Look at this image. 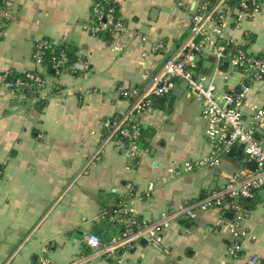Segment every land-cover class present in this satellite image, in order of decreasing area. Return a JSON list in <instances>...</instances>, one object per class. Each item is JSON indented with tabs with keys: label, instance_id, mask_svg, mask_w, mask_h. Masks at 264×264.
<instances>
[{
	"label": "crops",
	"instance_id": "obj_1",
	"mask_svg": "<svg viewBox=\"0 0 264 264\" xmlns=\"http://www.w3.org/2000/svg\"><path fill=\"white\" fill-rule=\"evenodd\" d=\"M95 1L2 0L10 20L0 31V264L74 263L92 252L88 234L104 242L121 234L113 218L117 210L156 220L219 188L248 162L238 147L221 154L219 166L177 174L186 162L212 154L203 103L178 82L140 116L141 129L153 134L144 138L148 147L141 141V154L132 152L130 141L116 138L88 164L105 140L104 122L121 117L133 102L119 88H144L147 76L190 35L187 9L178 0H118L128 31L94 35L84 24ZM232 34L241 43L250 39L253 52L264 51L262 15L243 21ZM40 39L66 44L78 59L73 69L55 74L38 65L34 53ZM32 70H43L47 87L20 99L4 75ZM199 71L212 75V59L199 61ZM243 81L240 73L227 70L216 75L220 98L227 90H239ZM263 104L264 84L255 82L246 92L245 113ZM258 136L264 145V129ZM232 216L228 209L200 211L195 219H184L186 224L174 223L160 248L141 241L125 256L132 264H230ZM242 226L249 233L246 257L233 264H245L252 254L264 264L261 191L244 210ZM85 264L111 262L97 257Z\"/></svg>",
	"mask_w": 264,
	"mask_h": 264
},
{
	"label": "built area",
	"instance_id": "obj_2",
	"mask_svg": "<svg viewBox=\"0 0 264 264\" xmlns=\"http://www.w3.org/2000/svg\"><path fill=\"white\" fill-rule=\"evenodd\" d=\"M178 5L187 9L185 25L190 27L188 39L178 50L169 52L155 73L147 76L148 82L144 88H119L122 96L132 98L133 102L121 117L104 122L107 131L105 140L88 164L97 159L104 146L116 138L130 141L132 152L141 154L140 116L153 105L155 99L169 95L178 82L185 84L189 97L203 103L205 133L212 154L211 157L195 163L186 162L177 174L189 172L201 165L219 166L220 155L230 153L234 147L242 146L248 162L232 172L226 183L219 188L210 190L201 198L186 202L178 208L165 211L156 220L143 221L126 209L117 210L113 218L121 225V234L109 242H104L95 233L88 234L86 242L92 252L71 264H85L97 257H104L111 264H132L125 256L127 249H132L142 240L160 248L165 233L174 223L195 219L198 212L210 208L228 209L232 212L233 219L229 224L232 241L227 250L230 264L246 257L244 241L249 233L242 226L244 209L240 199L252 197L255 188L263 187L264 193V145L258 136L264 129V104L255 107L251 115L245 113L244 106L247 90L255 82L264 84V51L253 52L249 49L250 39L245 38L241 43L232 31L240 28L243 21L263 15L264 0H178ZM9 20L8 9L0 8V31ZM84 27L94 35L106 30L121 33L128 31L123 19L118 17L115 20L113 9L104 12L98 0L95 1L90 19ZM48 44L45 39L36 43L34 59L38 65L42 62ZM230 45L233 47L229 48ZM158 48L165 49L161 44ZM203 58L212 59V75L200 73L199 61ZM64 59L63 55L54 67L59 69ZM226 62L227 68L224 67ZM225 70L240 73L244 81L239 90H227L220 98L215 76ZM27 76L29 81H10L8 74L4 75L5 84L20 99L33 98L47 87L45 77L35 70L28 71ZM26 90L29 92L26 93ZM40 99L45 100L46 95L42 94ZM251 162H255L254 168L250 167ZM152 188L153 185H150L149 190ZM40 264L51 263L41 259ZM245 264H260V258L252 254L247 257Z\"/></svg>",
	"mask_w": 264,
	"mask_h": 264
},
{
	"label": "trees",
	"instance_id": "obj_3",
	"mask_svg": "<svg viewBox=\"0 0 264 264\" xmlns=\"http://www.w3.org/2000/svg\"><path fill=\"white\" fill-rule=\"evenodd\" d=\"M98 2L101 5L102 10L108 11L109 9H113L114 11V16L115 20L120 16V6L119 2L117 0H98ZM0 8H4L2 0H0ZM6 26V25H5ZM5 28V27H4ZM111 33V31L106 30V31H101L97 35L99 36H105ZM48 41V47L45 49L44 55L42 62L40 64L41 67L46 68V72L49 73L52 70L55 71L56 73H61L64 71H69L72 70L75 63L77 62V57L75 54H73L69 48L66 46L64 43H55L53 41L47 40ZM233 47L232 45L229 46V48ZM234 49V48H232ZM65 56V59L62 61V63L59 66V69H56L54 65L58 63L62 56ZM59 70V71H58ZM28 72V71H27ZM27 72L25 73H9L8 74V80L13 81L16 79H22L23 81H29L30 79L27 76ZM36 73L40 74L42 77L44 76L43 70H35ZM29 90H26V93H28ZM152 131L150 130H144L143 128L141 129V138H140V143L143 140V146H149V141L145 140L144 138L147 136L148 138L152 137ZM145 140V141H144ZM263 193V187L255 188L253 190V196L248 197V198H241L240 199V204L243 206V209H247L252 206L254 203V200L256 199V196L258 195V192ZM114 211V210H113Z\"/></svg>",
	"mask_w": 264,
	"mask_h": 264
},
{
	"label": "water",
	"instance_id": "obj_4",
	"mask_svg": "<svg viewBox=\"0 0 264 264\" xmlns=\"http://www.w3.org/2000/svg\"><path fill=\"white\" fill-rule=\"evenodd\" d=\"M262 17H263V19H264V14L262 15ZM76 66L79 67V66H82V65H81L80 63H78V64H76ZM227 66H228V63L226 62V63L224 64V67L227 68ZM237 149H238V147H234V150H237ZM239 150H240V151L243 150V149H242V146L239 148ZM255 166H256L255 162H251V163H250V167L254 168ZM229 215H230V214H229ZM230 216H231V215H230ZM180 223H182V224H186V223H188V222H187L186 220H181ZM142 243H146V241H145V240H142ZM30 264H35V260L31 261Z\"/></svg>",
	"mask_w": 264,
	"mask_h": 264
},
{
	"label": "rangeland",
	"instance_id": "obj_5",
	"mask_svg": "<svg viewBox=\"0 0 264 264\" xmlns=\"http://www.w3.org/2000/svg\"><path fill=\"white\" fill-rule=\"evenodd\" d=\"M141 145V144H140Z\"/></svg>",
	"mask_w": 264,
	"mask_h": 264
}]
</instances>
